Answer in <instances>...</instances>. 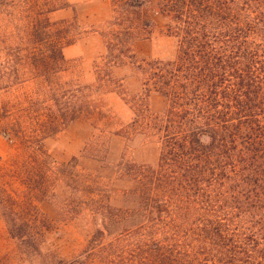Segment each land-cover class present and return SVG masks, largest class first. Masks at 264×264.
I'll return each instance as SVG.
<instances>
[{"label": "trees", "instance_id": "trees-1", "mask_svg": "<svg viewBox=\"0 0 264 264\" xmlns=\"http://www.w3.org/2000/svg\"><path fill=\"white\" fill-rule=\"evenodd\" d=\"M113 1L116 16L102 33L108 69L135 64L133 41L154 31L146 6L170 18L165 37L173 40V51L165 58L137 60L147 93L154 88L167 98L169 108L164 114L141 116L147 136L159 146L157 162L137 165L132 174L125 170L140 184L135 191L137 261L117 257L114 250L123 251L112 243L87 261L264 264V0ZM39 15L30 25L42 48L40 93L25 105L19 103L22 114L9 130L16 137H26L33 128L50 136L85 117L102 132L107 120L88 88L60 77L64 49L75 42L78 26L52 22L47 12ZM15 29L22 32L23 26ZM31 139L40 142L39 137ZM78 163L74 158L58 174L69 177L77 194L73 211L80 216L87 210L102 220L94 244L131 233L126 229L130 212L113 213L100 182L79 170ZM38 164L40 180L49 162ZM10 201V233L25 244L34 243L38 216L16 210L17 203Z\"/></svg>", "mask_w": 264, "mask_h": 264}, {"label": "rangeland", "instance_id": "rangeland-1", "mask_svg": "<svg viewBox=\"0 0 264 264\" xmlns=\"http://www.w3.org/2000/svg\"><path fill=\"white\" fill-rule=\"evenodd\" d=\"M61 7L64 9L57 10ZM115 10L113 0H0V264L86 262L110 243L123 251L114 250L117 257L124 254L137 261L135 191L140 184L136 175L126 176L125 170L132 174L137 165L157 162L159 146L147 136L141 116L164 114L169 108L167 98L154 88L147 93L146 76L138 69L137 60L165 58L173 51L174 42L165 37L172 24L170 18L146 6L154 31L147 38L133 41L135 64L108 69L104 66L106 44L102 33L116 16ZM39 12H47L52 22L78 26L75 42L64 49L65 72L60 77L88 88L107 120L101 125L105 128L102 132L85 117L50 136L35 133L33 128L27 130L26 137H16L9 130L22 114L20 104L40 93L43 79L37 62L42 48L30 25L42 18ZM16 26H23V31H17ZM99 69H104L100 75ZM5 112L9 113L7 117L3 116ZM35 136L39 143L31 139ZM74 158H78L79 170L100 182L113 213L130 212L126 229L131 233L107 236L101 246L94 244L92 237L102 220L87 210L80 216L73 211L77 194L69 177L63 179L58 174V169ZM44 159L49 165L42 168L40 181L38 163ZM10 198L17 203L16 210L38 216L34 243L25 244L10 233Z\"/></svg>", "mask_w": 264, "mask_h": 264}]
</instances>
